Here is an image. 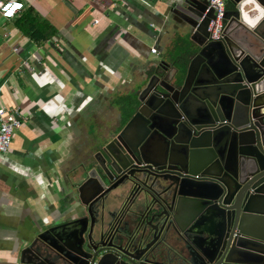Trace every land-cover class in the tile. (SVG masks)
<instances>
[{
	"label": "water",
	"instance_id": "water-1",
	"mask_svg": "<svg viewBox=\"0 0 264 264\" xmlns=\"http://www.w3.org/2000/svg\"><path fill=\"white\" fill-rule=\"evenodd\" d=\"M169 14L184 50L121 98L123 126L64 162L66 212L15 264H264V0H226L218 41L209 0ZM128 189L133 204L106 221V198Z\"/></svg>",
	"mask_w": 264,
	"mask_h": 264
},
{
	"label": "crops",
	"instance_id": "crops-1",
	"mask_svg": "<svg viewBox=\"0 0 264 264\" xmlns=\"http://www.w3.org/2000/svg\"><path fill=\"white\" fill-rule=\"evenodd\" d=\"M170 1L24 0L57 30L41 47L0 16V103L28 118L0 155V264H15L19 249L66 212L64 162L123 126L121 98L151 62L184 50Z\"/></svg>",
	"mask_w": 264,
	"mask_h": 264
},
{
	"label": "built area",
	"instance_id": "built-area-1",
	"mask_svg": "<svg viewBox=\"0 0 264 264\" xmlns=\"http://www.w3.org/2000/svg\"><path fill=\"white\" fill-rule=\"evenodd\" d=\"M16 5H20V7H16ZM209 8L214 12V19L210 21L208 26L209 38L210 40L218 41L223 36L226 0H209ZM23 9L24 0L0 1V16L4 19L15 18ZM97 23L98 20L94 21V24ZM151 52L156 54V50L153 48ZM27 119V116L20 109L6 108L0 103V155L6 154L9 151L13 133L20 129Z\"/></svg>",
	"mask_w": 264,
	"mask_h": 264
},
{
	"label": "trees",
	"instance_id": "trees-1",
	"mask_svg": "<svg viewBox=\"0 0 264 264\" xmlns=\"http://www.w3.org/2000/svg\"><path fill=\"white\" fill-rule=\"evenodd\" d=\"M10 20H12L14 28L38 47L51 43L57 34V30L50 22L40 17L32 7L24 8ZM127 118L128 115L123 120L124 123Z\"/></svg>",
	"mask_w": 264,
	"mask_h": 264
},
{
	"label": "flooded vegetation",
	"instance_id": "flooded-vegetation-1",
	"mask_svg": "<svg viewBox=\"0 0 264 264\" xmlns=\"http://www.w3.org/2000/svg\"><path fill=\"white\" fill-rule=\"evenodd\" d=\"M134 197L135 196L133 195L132 189H128L127 191H120V198L118 201L113 200L112 197L106 198V206L103 211L105 220L110 221L112 217H116L121 213V211L127 210V208L133 204ZM162 235L172 245L177 246L180 249L184 248L180 241L178 232L171 224H169L168 227L164 229ZM182 252L187 255L186 250H183Z\"/></svg>",
	"mask_w": 264,
	"mask_h": 264
},
{
	"label": "snow or ice",
	"instance_id": "snow-or-ice-1",
	"mask_svg": "<svg viewBox=\"0 0 264 264\" xmlns=\"http://www.w3.org/2000/svg\"><path fill=\"white\" fill-rule=\"evenodd\" d=\"M16 7H19V5H16Z\"/></svg>",
	"mask_w": 264,
	"mask_h": 264
},
{
	"label": "clouds",
	"instance_id": "clouds-1",
	"mask_svg": "<svg viewBox=\"0 0 264 264\" xmlns=\"http://www.w3.org/2000/svg\"><path fill=\"white\" fill-rule=\"evenodd\" d=\"M19 7H20V5H19Z\"/></svg>",
	"mask_w": 264,
	"mask_h": 264
}]
</instances>
